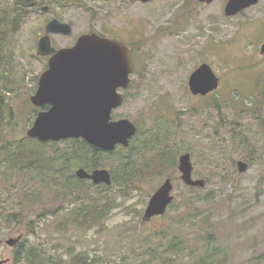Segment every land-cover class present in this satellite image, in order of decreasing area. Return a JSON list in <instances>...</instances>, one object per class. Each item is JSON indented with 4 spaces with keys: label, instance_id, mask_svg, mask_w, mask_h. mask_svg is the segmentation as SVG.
Wrapping results in <instances>:
<instances>
[{
    "label": "rangeland",
    "instance_id": "1",
    "mask_svg": "<svg viewBox=\"0 0 264 264\" xmlns=\"http://www.w3.org/2000/svg\"><path fill=\"white\" fill-rule=\"evenodd\" d=\"M12 1L0 0V8L11 9L12 14ZM188 1L43 0L42 5H50L49 12L14 11L15 19L1 24L0 98L4 114L14 116L0 121V142L27 136L35 120L37 110L30 97L48 66V59L36 51L51 19L73 26L69 35H52L56 49L74 45L83 33L123 24L124 32L129 30L125 39L133 46L134 73L130 86L121 89L126 101L113 117L136 123L138 132L131 142H148L158 135L170 139L178 152L177 163L182 153L189 152L193 177L206 180L203 188L191 190L175 164L102 194L85 185L82 197L112 198L111 212L103 225H69L60 232L56 224L64 220L63 214L53 212L64 203L56 199L55 188L43 191L47 184L33 172L10 180L0 175V210L5 207L0 214V258H9L5 264H15L17 252V246L5 241L21 234L26 247H43L46 258L55 262L75 261L80 255L98 258L94 264H188L202 254L207 232L213 233L215 246L227 250L231 264H264V0L233 17L217 13L218 3L203 14H193ZM203 62L212 66L221 84L210 94L194 95L189 76ZM27 142L50 154L56 146L68 148L72 141L39 144L30 138ZM121 147L116 155L106 156L100 168L112 170L116 157L125 154ZM152 153L137 160L138 168ZM239 160L248 163L245 172H239ZM79 167L83 165L75 167L74 174ZM4 170L18 176L15 168L10 171L5 165ZM169 177L174 182V207L143 221L150 198ZM26 184L35 194L51 195L40 206L29 202L22 221L11 220L7 213L19 212ZM176 237L185 239L188 248L173 260L158 261L147 253Z\"/></svg>",
    "mask_w": 264,
    "mask_h": 264
},
{
    "label": "water",
    "instance_id": "2",
    "mask_svg": "<svg viewBox=\"0 0 264 264\" xmlns=\"http://www.w3.org/2000/svg\"><path fill=\"white\" fill-rule=\"evenodd\" d=\"M258 2L229 0L226 14L235 15ZM72 32L71 23L53 18L46 25V34L38 42L37 55L50 57L48 68L40 75L38 89L31 96V101L37 107L46 104L50 107L38 112L26 134L42 142L82 138L104 151H112L119 144L129 146L138 127L130 118L114 119L113 111L125 102V94L120 89L128 88L131 83L134 72L131 47L95 32L81 34L72 46L56 49L52 45V34L69 35ZM261 51L264 52V44ZM218 85L219 77L206 62L195 68L189 76V89L194 95H207L216 90ZM178 168L186 185L197 188L206 185L205 179L193 177L194 165L189 152L179 156ZM247 168V162L238 161L239 172H245ZM75 173L81 179L92 180L94 184L112 183L108 168L88 171L79 167ZM173 189L174 183L169 177L150 198L143 221L166 213L175 198ZM22 238V234L10 237L5 243L15 246ZM2 244L3 240H0V248ZM7 261L0 258V264Z\"/></svg>",
    "mask_w": 264,
    "mask_h": 264
},
{
    "label": "trees",
    "instance_id": "3",
    "mask_svg": "<svg viewBox=\"0 0 264 264\" xmlns=\"http://www.w3.org/2000/svg\"><path fill=\"white\" fill-rule=\"evenodd\" d=\"M13 7L14 10L17 7H19L18 11L24 10L27 7V0H17ZM11 18V9L0 8V26ZM2 105L3 100L0 98V121H7V117L11 121L14 115L4 114V107ZM158 136H155L154 140L151 137L148 142H131L129 147H121L120 145L113 151H103L82 138H70L66 139V141H72L68 148L56 146L55 150L50 154L46 151L40 152L37 146L31 147L29 144H34L27 142L30 140L28 136H24L17 142L5 140L4 142H0V175L7 176L8 180H10V178L14 177L25 178L28 172H33L35 173V177H39L41 181L47 184V186H44L43 191L50 187L55 188L56 199L64 203V205L60 204L53 212L55 216H58L60 213L64 217L62 222L59 221L56 224L58 231L63 232L69 225L80 228L100 226L104 224L105 217L111 212L113 207L112 198H102L99 200L89 195L90 198L85 199L82 197L83 191L81 188L85 185L89 188H99L102 190L99 193L102 194L103 191H108L114 186H119L120 183L122 185L123 183L129 185L133 180L146 179L143 177L145 173L149 176L151 173L159 172L162 168L177 165L176 157L178 152L176 151L175 154V148L173 145H170V139L166 140V138ZM49 142L57 145L55 141ZM38 143L43 144L42 142ZM119 147L123 149L125 154L120 155L119 158L116 157L114 161V166L110 170L112 174V183L110 185L103 183L93 184L91 181L80 179L74 174L73 169L79 165H83L88 170L105 166L104 161L106 156L116 155ZM150 151L153 152L152 157L146 160L142 168H138L137 160L142 159ZM174 159H176L175 162ZM5 165L8 166L10 171L15 168L18 176L12 175V172L5 174ZM137 175L139 177L136 179L135 176ZM27 182H29L28 179ZM22 188L25 191V200H19L18 213H7L8 218L11 220L17 219L18 221H22L29 202L40 206L43 203L45 204L43 198L45 196L50 197L48 195H51L45 193L44 195L43 192L35 194L27 184L23 185ZM190 189L196 190L195 187H190ZM186 203L189 205L188 200H186ZM171 207H174V201L170 204L169 208ZM3 209L0 210V214ZM207 233H209L205 237L207 244H205L206 246L204 245L202 254L188 264H231L232 259L227 250L223 246H215L213 233ZM22 240L17 245L14 259L15 264H76V261L80 264H94L100 261L98 258L90 259L89 257L86 258L78 255V259H74L75 261L60 260L55 262V260H48L46 258V252L48 251L42 249L43 247L35 245L26 247ZM187 248L186 240L176 237L168 243L162 244L159 249L150 247L147 253L158 261H164L166 258L173 260L176 256L184 253ZM41 251L43 253H40ZM178 264L181 263L179 262Z\"/></svg>",
    "mask_w": 264,
    "mask_h": 264
},
{
    "label": "flooded vegetation",
    "instance_id": "4",
    "mask_svg": "<svg viewBox=\"0 0 264 264\" xmlns=\"http://www.w3.org/2000/svg\"><path fill=\"white\" fill-rule=\"evenodd\" d=\"M16 1L17 0H13L12 1V6L13 5H15V3H16ZM42 1L43 0H27V7H26V9H28V10H33V9H35V8H41V10H42V12H49L50 11V9H51V7H50V5H42ZM131 2H137L138 4H139V2L140 3H149V2H151V1H154V0H151V1H148V2H143V1H135V0H130ZM228 1L229 0H211L210 2L209 1H207V0H190V1H188V4H191L192 5V8H191V10H192V12H193V14H197V15H200V14H203L204 13V11H206V10H208V6L210 5V4H214V3H218V12L217 13H219V14H224V15H227L226 14V8H227V4H228ZM260 1V0H259ZM44 3H46V1H44ZM253 6V5H252ZM252 6H250V7H247V8H245V9H242V10H240V11H238L235 15H227V16H231V17H233V16H238V15H242V14H245L246 12V10L247 9H249V8H251ZM47 7V9H45ZM18 8L19 7H17V9H13L12 10V18H13V20L15 19L14 18V11H17V13H18ZM195 12V13H194ZM121 16L123 17V13H121ZM120 16V18H121V20H124L122 17ZM125 26L123 25V24H116V25H113V24H109V26H108V28H106V30L105 31H103V32H101V31H98V32H95V31H93V32H95V33H98V34H100V35H102V36H105V37H108V38H110V39H115V40H117V41H119V42H121V43H125V44H128L130 47H131V56H132V52H133V46H132V44H130V43H128L127 41H126V39H125V35H128L129 34V30L125 33L124 32V28ZM3 29V28H2ZM2 29H1V31H2ZM53 35V34H52ZM51 35V39H52V44H56L55 43V41L53 40V36ZM132 41H133V44L134 43H137V41L136 40H133V39H131ZM253 43H255V42H251L250 44H253ZM264 44V40H263V43H262V45ZM247 45H249V43H247ZM261 45V46H262ZM58 47V46H57ZM60 47H63V46H59V48ZM37 52V51H36ZM42 57H44V58H46V60L48 59L49 60V57H50V55H47V56H42ZM47 60V61H48ZM133 61V60H132ZM218 77H219V85H218V88L220 87V84H221V77L219 76V75H217ZM122 89V88H121ZM121 89H120V91H121ZM122 92V91H121ZM124 93V92H123ZM125 94V93H124ZM208 94H210V93H208ZM127 96H126V94H125V98H126ZM30 100H31V97H30ZM32 102V101H31ZM34 107H36V110H37V113L39 112V111H41V110H47V109H49V107H50V105L49 104H46V105H44V106H42V107H37V106H35V105H33ZM2 107H4L3 105H2ZM37 115V114H36ZM131 144V143H130ZM124 146V145H122V144H119V145H117V147L118 146ZM130 146V145H129ZM129 146H124V147H129ZM116 147V148H117ZM104 151V150H103ZM113 151V150H112ZM87 169V168H86ZM95 169V168H94ZM88 170V169H87ZM93 170V169H92ZM92 170H88V171H92ZM110 170V169H109ZM194 171V170H193ZM111 172V171H110ZM181 172V171H180ZM172 179V178H171ZM86 180H89V181H91L92 183H93V181L92 180H90V179H86ZM173 181V180H172ZM94 184V183H93ZM154 217H156V216H154ZM154 217H152L150 220H152ZM149 220V221H150Z\"/></svg>",
    "mask_w": 264,
    "mask_h": 264
}]
</instances>
